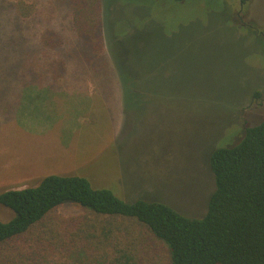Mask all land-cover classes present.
<instances>
[{"label":"rangeland","instance_id":"rangeland-1","mask_svg":"<svg viewBox=\"0 0 264 264\" xmlns=\"http://www.w3.org/2000/svg\"><path fill=\"white\" fill-rule=\"evenodd\" d=\"M18 1L35 18L21 21ZM239 10L240 0H102L101 60L78 38L66 0H0V193L81 176L203 218L213 151L234 145L242 118L264 120V0H249L242 20ZM46 30L59 44L38 60ZM13 216L0 204L2 221ZM148 246L149 264L169 262L160 241Z\"/></svg>","mask_w":264,"mask_h":264},{"label":"trees","instance_id":"trees-1","mask_svg":"<svg viewBox=\"0 0 264 264\" xmlns=\"http://www.w3.org/2000/svg\"><path fill=\"white\" fill-rule=\"evenodd\" d=\"M66 1L78 38L103 57L102 0ZM14 6L21 21L35 18L34 5ZM40 39L38 60L59 44L52 30ZM242 119L240 138L210 157L215 186L203 218L163 202L124 200L85 177L50 175L36 186L0 193V204L14 214L0 219V264H149L148 237L167 247V264H264V120L248 125ZM69 204L83 213L57 216Z\"/></svg>","mask_w":264,"mask_h":264},{"label":"crops","instance_id":"crops-1","mask_svg":"<svg viewBox=\"0 0 264 264\" xmlns=\"http://www.w3.org/2000/svg\"><path fill=\"white\" fill-rule=\"evenodd\" d=\"M36 95V91H28L27 94L25 95V97L27 98H33L34 96ZM31 102L34 101V99H30ZM32 109V104L30 103L28 105V108H24L22 109L21 113H28L29 114V119L31 118V115H30V112L28 110H31ZM33 129V130H36L35 127L33 125H30L29 129Z\"/></svg>","mask_w":264,"mask_h":264},{"label":"flooded vegetation","instance_id":"flooded-vegetation-1","mask_svg":"<svg viewBox=\"0 0 264 264\" xmlns=\"http://www.w3.org/2000/svg\"><path fill=\"white\" fill-rule=\"evenodd\" d=\"M248 1H249V0H240V9H241V10H239V12H238L237 19L242 20L241 12H242V10L244 9L245 4L248 3ZM252 29H253V28H251V30H252ZM253 31H254V30H253ZM261 33H262V32H261ZM262 38H264V34L262 35Z\"/></svg>","mask_w":264,"mask_h":264}]
</instances>
